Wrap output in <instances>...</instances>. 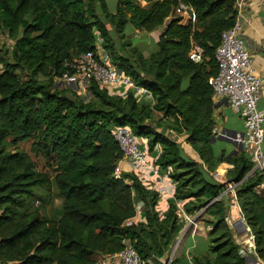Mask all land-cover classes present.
I'll return each mask as SVG.
<instances>
[{"label": "trees", "instance_id": "obj_1", "mask_svg": "<svg viewBox=\"0 0 264 264\" xmlns=\"http://www.w3.org/2000/svg\"><path fill=\"white\" fill-rule=\"evenodd\" d=\"M145 1L118 0L106 13L105 0H0V32L12 43L0 54V264H98L126 244L159 263L186 224L178 204L210 230L190 239V256L182 251L169 264H244L225 220V185L213 177L222 163L231 165L225 181L239 183L237 205L264 261V176L252 171L244 150L229 154L211 142L208 80L217 72L220 35L235 22V0ZM180 1L194 12V23L175 16ZM126 24L146 33L163 28L147 56L113 51L111 32ZM97 36L111 63L152 99L137 101L132 90L94 81L82 98L77 87L55 82L72 72L65 64L96 51ZM192 43L203 49L200 63L188 58ZM115 126L145 138L160 173L173 183L163 213L157 191L132 173L113 177L122 157L111 135ZM180 136L200 162L184 155ZM34 187L56 190L55 218L30 204Z\"/></svg>", "mask_w": 264, "mask_h": 264}, {"label": "built area", "instance_id": "obj_2", "mask_svg": "<svg viewBox=\"0 0 264 264\" xmlns=\"http://www.w3.org/2000/svg\"><path fill=\"white\" fill-rule=\"evenodd\" d=\"M244 5H246V0H235V22L231 28L222 31L220 35L219 45L214 51L217 72L215 76L208 80L213 101L226 100L229 108L242 119L243 130L240 134L239 132L231 133L213 127L212 137L220 136L233 141L248 155L252 171H257L264 176V131L262 128L264 110L257 106L258 90L264 79L254 74L248 52L238 38L241 28L236 22V18L241 14ZM174 14L181 17V24L194 23L195 21L192 9L181 1L175 7ZM95 43V52L86 51L78 55L71 63L65 64L72 72L66 71L55 82L77 87L79 93L84 95L88 94L87 85L94 81L102 88L123 92L132 90L137 101L152 99L147 89L136 86L128 76L111 63L107 53L100 46L101 40L98 36ZM203 54V49L200 46L194 43L191 44L188 58L192 62L200 63L203 60ZM111 135L122 152L121 159L115 163L113 169L115 179L121 177L120 163L123 160L131 165V173L144 186L150 183L151 178L159 177L160 169L155 164V158L149 156L146 145L141 147L142 141L133 136L129 127L115 126L111 130ZM213 177L216 181L225 185L223 194L229 198L225 220L235 236L238 254L244 258V264H264V261L259 260L257 256L254 235L241 217L237 205L235 190L239 183H227L225 179L216 176V174ZM259 188H264V182L259 185ZM157 193L159 198L165 195L162 189H159ZM180 205L178 204L180 214L187 225H195V217L187 216L181 210ZM208 230H210L209 227H207ZM181 242L182 235H179L174 248ZM161 263L164 264L162 261ZM98 264H152V262L150 259H141L137 252L129 244H126L120 252L105 256Z\"/></svg>", "mask_w": 264, "mask_h": 264}, {"label": "crops", "instance_id": "obj_3", "mask_svg": "<svg viewBox=\"0 0 264 264\" xmlns=\"http://www.w3.org/2000/svg\"><path fill=\"white\" fill-rule=\"evenodd\" d=\"M137 1L139 2L140 6L147 5V2L145 0H137ZM140 1L143 2L142 5ZM236 22L239 24L241 28L238 38L244 44L248 52V55L251 60L252 70L257 77L264 79V0H246V5H244V7L241 10V14L236 18ZM162 29H163L162 27H159L149 33L142 31L143 33H141L142 35L140 36V38L145 41L144 42L145 45H148V43L149 44L156 43ZM134 32L138 34L140 30H134ZM147 54L148 53H145V50L142 51V55L144 57L147 56ZM213 103H214L213 117L215 121V127H217L218 130L219 128L228 132L229 131L241 132L243 130L242 119L229 108L226 100L218 99L213 101ZM257 106L258 108L264 110V81L261 82L258 90ZM224 127H227L228 129H225ZM262 128L264 131V123L262 124ZM139 140L142 141L141 147L146 145L145 138H140ZM177 142L180 144V146H182L183 150L185 151V153L189 158H191L196 162H200L198 156L191 150L189 145L185 142L183 136L178 137ZM216 142L217 141H215L214 143ZM222 147L228 151H231L233 149V147L228 143L226 145L224 144L223 146L222 145L219 146L218 149ZM159 148H160L159 145H155L154 151L158 152ZM263 148H264V139H263ZM149 156L152 158V155L149 154ZM120 168L122 173L132 172L131 165L127 161L124 160L121 161ZM230 168H231L230 164L222 163L217 167L213 175L215 176L216 174V176L224 179L226 171ZM145 187L155 191L162 189L165 192V195L160 197L159 202L157 204V210L159 211V213H163L167 209L168 200L173 195V191H174L173 183L165 174L160 173L159 177L151 178L150 183ZM139 208L140 205L137 204L136 205L137 216L131 221L136 222L140 219ZM42 213L47 217H53L52 212L47 211L46 213L44 212ZM233 237L235 236L233 235ZM189 244H190L189 238H186V240L183 243H181V252L182 251L185 252L184 255L192 250V246H190ZM166 260L167 258L165 255L164 258L160 260V262L161 261L166 262Z\"/></svg>", "mask_w": 264, "mask_h": 264}, {"label": "rangeland", "instance_id": "obj_4", "mask_svg": "<svg viewBox=\"0 0 264 264\" xmlns=\"http://www.w3.org/2000/svg\"><path fill=\"white\" fill-rule=\"evenodd\" d=\"M118 0H105V11L106 13H112L115 10L116 4ZM141 5H142V1ZM99 18L103 21H106V19L103 16V13H101V10H98ZM107 28L110 29V26L107 24ZM143 33L140 31L138 34L134 32L133 27L130 24H126L121 32H111V36L113 37L112 44H113V51L117 53L119 51L122 55L127 56L128 58L133 56V49L138 51L145 50V53H148L152 50V48H155V43H148V45H145V41L140 38V36ZM11 41L8 40L6 34L4 32H0V54H4L5 51L9 49L11 46ZM145 45V46H144ZM151 48V49H150ZM146 55V54H144ZM6 56V55H5ZM88 94L84 95L81 94L82 98H87ZM227 124V123H226ZM227 126V125H226ZM225 129H228L227 127H224ZM219 130H222L219 128ZM226 145L227 143L217 141V148L219 146ZM182 148V146H180ZM215 147V150H217ZM183 150V148H182ZM183 153L186 157L187 154L183 150ZM30 204H32L33 207H40V210L44 213L47 211L53 213V217L57 216V212L60 210V200L57 196V192L54 188L51 187L49 191H47L45 188L42 187H34L33 188V194L30 197ZM186 222V221H185ZM184 230V231H183ZM180 233V236L182 235V242L183 243L186 238L192 239L194 237H198V235H205L207 232V227H205L202 220L195 221V225H187L185 224V227ZM202 244V243H199ZM187 254V253H186ZM166 258L170 257V261H172L174 258L179 257L181 255V244H179L176 248L174 246L165 254ZM190 252L188 253V256H190ZM162 259V258H161ZM160 259V260H161ZM159 260L158 262H154L151 260L152 264H162ZM99 262V260H98ZM166 262H164L165 264ZM169 264V263H168Z\"/></svg>", "mask_w": 264, "mask_h": 264}, {"label": "water", "instance_id": "obj_5", "mask_svg": "<svg viewBox=\"0 0 264 264\" xmlns=\"http://www.w3.org/2000/svg\"><path fill=\"white\" fill-rule=\"evenodd\" d=\"M229 132L234 133L235 131H229ZM239 133L242 134V132H239ZM215 141H221V142H226V143L230 144V145L233 147V149L230 151L229 154H232V153L236 152L237 150H241V148L238 147V146H237L233 141H231L230 139L222 138V137H220V136H218V137H211V142L213 143V142H215ZM227 183H228V182H227ZM170 258H171V255H170V257H168V259L166 260V263H165V264H168V263L170 262Z\"/></svg>", "mask_w": 264, "mask_h": 264}]
</instances>
